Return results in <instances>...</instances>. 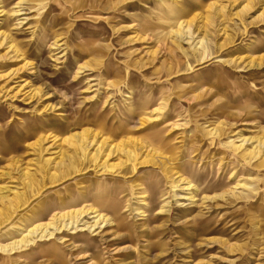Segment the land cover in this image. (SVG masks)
<instances>
[{"label": "rangeland", "instance_id": "obj_1", "mask_svg": "<svg viewBox=\"0 0 264 264\" xmlns=\"http://www.w3.org/2000/svg\"><path fill=\"white\" fill-rule=\"evenodd\" d=\"M0 264H264V0H0Z\"/></svg>", "mask_w": 264, "mask_h": 264}, {"label": "bare ground", "instance_id": "obj_2", "mask_svg": "<svg viewBox=\"0 0 264 264\" xmlns=\"http://www.w3.org/2000/svg\"><path fill=\"white\" fill-rule=\"evenodd\" d=\"M76 166H73L71 169L75 168ZM113 207V206H112Z\"/></svg>", "mask_w": 264, "mask_h": 264}]
</instances>
